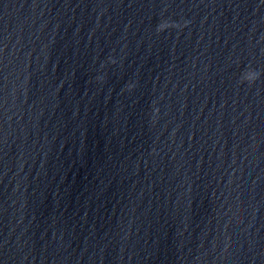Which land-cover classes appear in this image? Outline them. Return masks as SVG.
<instances>
[{"label":"water","instance_id":"1","mask_svg":"<svg viewBox=\"0 0 264 264\" xmlns=\"http://www.w3.org/2000/svg\"><path fill=\"white\" fill-rule=\"evenodd\" d=\"M0 264H264V0H0Z\"/></svg>","mask_w":264,"mask_h":264}]
</instances>
